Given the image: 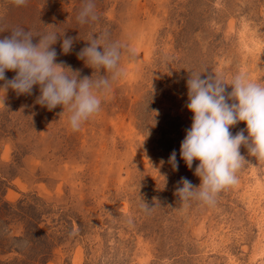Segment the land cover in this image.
<instances>
[{"label":"rangeland","instance_id":"rangeland-1","mask_svg":"<svg viewBox=\"0 0 264 264\" xmlns=\"http://www.w3.org/2000/svg\"><path fill=\"white\" fill-rule=\"evenodd\" d=\"M94 2L98 20L80 24L84 0H0V39L16 27L34 43L73 37L69 54L58 37L56 62L96 79L111 74L77 54L106 32L126 73L78 131L67 110L36 102L39 86L0 90V264H264V160L241 146L237 183L214 204L176 194L182 177L201 184L199 161L180 157L194 115L187 80L243 72L264 84V0Z\"/></svg>","mask_w":264,"mask_h":264},{"label":"clouds","instance_id":"clouds-1","mask_svg":"<svg viewBox=\"0 0 264 264\" xmlns=\"http://www.w3.org/2000/svg\"><path fill=\"white\" fill-rule=\"evenodd\" d=\"M13 3L24 6L27 0H13ZM98 18L94 0H84L78 22L87 24ZM34 37L30 30L16 27L10 30L9 36L0 39V81L4 82L0 90L7 92L10 88L17 95H31L34 86H39L41 94L36 102L50 111L61 106L64 109L61 115L67 110L71 129L78 131L99 114L103 98L110 93L113 83L126 75L120 63L121 45L110 42L106 32L98 37L93 34L89 45L77 54L78 58L95 71L104 69L111 75L81 78L63 61L56 62L57 52L52 47L58 37L62 38L63 54H69L73 37L63 38L57 32H48L39 35L36 43ZM6 71L16 75L9 80ZM201 75L191 73L187 80L186 107L194 115L180 146V157L189 169L195 160L199 161L194 174L201 179V184L195 187L182 177L179 181L182 187L177 188L176 194L181 201L197 199L211 205L218 193L237 183V172L246 161L241 146L247 148L249 155L264 160V84L252 81L243 72L235 74L230 84L217 74L206 78ZM228 86H231L230 92ZM240 122H246V129L233 134L230 128ZM168 162L178 170L175 150ZM142 206L145 211L153 208L144 201Z\"/></svg>","mask_w":264,"mask_h":264}]
</instances>
